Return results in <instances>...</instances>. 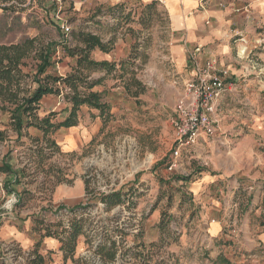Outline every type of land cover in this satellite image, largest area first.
I'll return each instance as SVG.
<instances>
[{"label":"rangeland","instance_id":"rangeland-1","mask_svg":"<svg viewBox=\"0 0 264 264\" xmlns=\"http://www.w3.org/2000/svg\"><path fill=\"white\" fill-rule=\"evenodd\" d=\"M113 7L101 5L100 10L99 7L88 8L85 5L81 11H75L73 0H29L20 16L0 10L2 45L39 37L45 42L55 43L58 53L65 42V26H69L72 32L68 45L70 42L77 44L72 40V34L79 31L101 35L115 33L111 40L113 49L118 34L122 40L126 35L131 38L130 49L115 63L120 89L115 92L117 95L113 96L111 103L106 99L113 111L112 119L104 128L103 122L98 128L93 117L81 112L79 116L84 130L78 136L76 150L70 151L62 146L60 154L51 160L64 169L69 185L74 186L76 182L85 185V198L81 204L86 209L78 213V217L85 220L87 236L82 237L85 245L77 248L74 260L64 262L57 252L51 258L53 263L141 264L137 257L141 253L152 257L149 264L162 260L170 261L169 264H175V261L179 264H238L239 256L242 264H250L241 251L229 253L231 249L226 239L220 244L210 240L204 219L206 210L195 199V191L191 190L193 180L188 179V183L177 181L179 177L191 178L194 171L210 169L214 155L209 145L213 146V140L208 141L209 145L202 144L198 150L199 157L193 149L183 156L177 169L169 171L176 139L174 107L181 97L177 88L181 94L183 88L174 84L173 70L166 59L168 20L164 8L157 3L133 2L124 5L123 12L119 10L113 15L110 13ZM97 11L101 13L95 14ZM57 58L60 57L57 55ZM253 63L258 66L251 70L264 74L261 63ZM49 73L55 74L53 69ZM226 82L230 83L232 79ZM136 93L138 97H134ZM0 119V129L5 130L9 115L0 113ZM54 120L57 122V114ZM85 129L91 135H87ZM251 133L244 131V134ZM237 134L233 139L239 138ZM9 135L12 141L0 144V164L3 156L13 150L12 164L16 168L22 167L21 152L25 146L20 144H28L29 141L23 138L17 143V136L11 130ZM262 136L264 132L257 134V138ZM71 143L74 144L73 140ZM258 144L253 147L255 158L264 153L263 144ZM218 146L224 150L222 144ZM7 180L8 177L0 174V258L8 252L3 256L7 262L23 264L29 248L26 241L13 237L12 228L20 227L23 236L32 215L46 216L42 209L57 211L42 200L39 178L32 185H26L33 198L26 202V207L17 209L18 194L25 191L24 187L19 186L16 191L8 193L4 190ZM27 181L31 179L24 182ZM116 192H121L125 203L108 209L102 203V196ZM80 201L67 200L66 205L71 207ZM49 215L51 221L56 222L57 217ZM227 228L231 234L235 231L231 223ZM109 240L117 242L118 257L113 263H103L96 255V249L98 244ZM140 245L144 247L140 248ZM127 250H130L128 254ZM220 251L222 253L217 257Z\"/></svg>","mask_w":264,"mask_h":264},{"label":"crops","instance_id":"crops-1","mask_svg":"<svg viewBox=\"0 0 264 264\" xmlns=\"http://www.w3.org/2000/svg\"><path fill=\"white\" fill-rule=\"evenodd\" d=\"M73 1L75 11H81L85 5L88 8L92 6L100 8L101 5L128 6L133 2L157 3L167 14L168 54L166 59L173 70L174 84L183 88L184 84L196 77L199 70L210 61L216 63L219 76L226 81L232 79L231 91L216 102L217 134L212 139L213 146H210L207 141L214 155L211 158L210 169L194 171L189 179L193 180L191 190L195 191V199L206 210L204 219L210 240L220 244L221 240L226 239L229 241L231 255L241 251L243 258L247 257L250 264H264V153L255 158L253 151V147L259 145L258 143L264 146V136L257 138V134L261 135V132H264V74L254 73L251 70L254 66H258L253 63L256 61L264 67V0ZM96 35L107 43L113 40L115 33ZM120 37L118 34L114 39L115 47L111 52L94 51L93 60L119 62L131 47L129 35H126L124 40ZM69 46L75 45L70 42ZM57 55L63 58V62L59 70L52 69L55 74L66 76L71 72L76 59L65 57L62 50L58 51ZM91 76L94 80H103L93 91L104 93L111 103L113 96H116L120 89L117 85L116 73L108 74L106 71H98ZM177 90L178 95H181L180 88ZM58 103L59 96H45L40 103L41 115L55 112L57 122L64 121L69 115L70 105L65 103L59 106ZM81 112H86L90 118L93 117L98 128L102 127L98 111L83 106L79 115ZM255 119L257 122H254ZM82 130L84 127L79 116L77 127L60 129L53 139L60 149L64 146L71 149L70 151L76 150L78 136ZM244 131L252 133L248 135L244 134ZM86 133L91 135L87 130ZM92 133L94 134L95 131ZM28 134L42 138V133L36 129H29ZM236 134L239 138L235 140L233 138ZM219 144L223 145L224 150L218 146ZM202 146L201 144L194 149L197 157H199L198 150ZM75 189L76 192H74ZM84 198L85 185L82 182H76L74 186L62 183L52 194L49 202L51 206L48 202L46 205L57 211L60 206L75 207L81 204ZM67 200L81 201L69 207L66 205ZM35 215L30 217V223L23 236V230L20 227L12 228L13 237L18 241L21 239V242L26 241L28 248L41 241V237L33 232L34 222L38 217ZM40 217L53 222L49 214ZM229 223L235 230L232 234L227 228ZM84 245L83 238H80L78 247L81 248ZM60 249L61 245L57 239H43L41 250L43 255H49L52 258L58 252L63 257ZM221 253L222 251L217 254V257ZM237 259L238 264L243 263L240 261V256ZM51 263L54 264L52 259Z\"/></svg>","mask_w":264,"mask_h":264},{"label":"trees","instance_id":"trees-1","mask_svg":"<svg viewBox=\"0 0 264 264\" xmlns=\"http://www.w3.org/2000/svg\"><path fill=\"white\" fill-rule=\"evenodd\" d=\"M28 3L29 0H0V10L20 16L26 10ZM123 9L124 5L118 4L111 8L110 13L115 15L119 10L123 12ZM100 13L101 11H97L95 14ZM72 40L77 44L71 47L63 42L62 51L65 57L75 58L76 63L71 72L63 77L49 73V70L55 68L57 63L63 62L62 58H57L55 43L45 42L41 38L35 37L24 39L16 44H0V113L9 115L6 129H0V144L12 141L9 130L17 136L15 142L20 143L23 138H27L29 141L28 144H20V146H25L24 151L21 152L23 158L21 157L20 162L24 164L22 167L16 168L12 164L14 161L13 150L3 156L0 164V174L8 177L4 190L10 193L11 190L16 191L19 186L24 187L25 191L18 194L17 209L26 207V202L33 198V193L27 191L26 185H32L34 180L39 178V184H41L39 191L42 193V200H46L48 203L58 185L69 183L64 169L51 162L61 152L53 136L60 129H70L79 125L81 107L87 106L98 111L103 128L113 117L105 94L93 91L103 80H94L91 76L98 71H106L108 74L116 71L115 63L97 62L92 58V53L96 50L104 53L111 52L113 41L104 43L100 36L86 31L73 32ZM127 87L131 93V89L129 86ZM62 94H64L65 103L70 105L68 117L62 122H55V112L41 115L40 103L42 99L45 96H61ZM134 97H138V93ZM29 129L40 131L42 138L30 136ZM29 178L31 181L25 183V179ZM188 179L189 177H179L177 181L187 182ZM101 200L108 209L125 203L121 192L103 195ZM49 205L51 206L50 203ZM85 209L83 203L72 208L60 206L55 213L42 209L44 213L56 216V222H49L44 217H37L33 232L41 237V241L29 248L27 256L23 257V264H52L50 256H45L41 252L42 241L45 238L57 239L61 245L60 251L63 253L64 262L74 260L79 239L87 238L85 220L78 217V213ZM69 216H72V219H69ZM63 218H67V220H63ZM86 243L90 244L89 241ZM139 247L143 248L144 245ZM118 252L117 242L113 240L101 242L96 249V255L103 263L115 262ZM129 252L130 250H127L126 254ZM3 256L0 258V264H14L7 262ZM137 257L141 264H149L152 259L151 256L141 253ZM169 262L162 260L156 264H169ZM175 264H179V262L175 261Z\"/></svg>","mask_w":264,"mask_h":264},{"label":"built area","instance_id":"built-area-1","mask_svg":"<svg viewBox=\"0 0 264 264\" xmlns=\"http://www.w3.org/2000/svg\"><path fill=\"white\" fill-rule=\"evenodd\" d=\"M71 28L65 26L63 34L67 44ZM60 57V56H58ZM57 70L60 63H57ZM59 76H62L58 73ZM233 84L227 83L217 73L216 63L208 62L196 77L184 84L181 97L174 107L173 125L175 130V148L169 165V171L182 164L183 156L193 149L213 139L217 134L218 120L215 117L216 102L231 91ZM59 96V106L65 104Z\"/></svg>","mask_w":264,"mask_h":264}]
</instances>
